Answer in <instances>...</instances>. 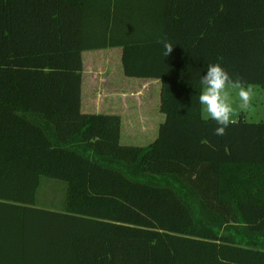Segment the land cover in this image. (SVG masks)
<instances>
[{"label": "trees", "instance_id": "16d2710c", "mask_svg": "<svg viewBox=\"0 0 264 264\" xmlns=\"http://www.w3.org/2000/svg\"><path fill=\"white\" fill-rule=\"evenodd\" d=\"M109 48L161 83L147 146L82 112L83 53ZM213 63L264 89V0H0V264H264V121L215 134Z\"/></svg>", "mask_w": 264, "mask_h": 264}, {"label": "rangeland", "instance_id": "374dc122", "mask_svg": "<svg viewBox=\"0 0 264 264\" xmlns=\"http://www.w3.org/2000/svg\"><path fill=\"white\" fill-rule=\"evenodd\" d=\"M121 48H109L105 50H91L84 52V71L86 75L87 86L92 89L91 81L95 79V93H107L108 90L117 93H126L129 97L128 101L133 102L134 106L131 114L123 115V127L121 143L127 145L147 146L152 141V126L148 127L146 134H144V102L150 107L155 101L150 98H144L145 90L150 94L156 87L154 84L144 86V81L138 79H127L123 76L121 64ZM246 86V85H245ZM248 86V85H247ZM255 92L252 107L248 111H238L234 119L237 120L243 117L249 121L264 120V89L258 85H251ZM146 93V92H145ZM234 99L235 94H234ZM238 103V100H237ZM129 104V103H128ZM161 114V113H160ZM162 115V114H161ZM203 115V114H202ZM127 118V119H126ZM134 121V123H132ZM129 122V123H128ZM157 134V133H156ZM51 179L44 178L43 186L40 190L41 201L49 202L54 198L59 205L65 198L66 183L62 181H55L59 184H53ZM64 189V191L62 190ZM50 205V204H49Z\"/></svg>", "mask_w": 264, "mask_h": 264}, {"label": "clouds", "instance_id": "9594fccd", "mask_svg": "<svg viewBox=\"0 0 264 264\" xmlns=\"http://www.w3.org/2000/svg\"><path fill=\"white\" fill-rule=\"evenodd\" d=\"M159 43L163 45V56L168 57L173 51V44L167 39H162ZM200 84L202 87L198 103L203 118L212 119L218 125L216 135L225 134L227 127L235 123L234 116L238 111H248L252 107L255 96L253 87L245 86L239 77L233 78L219 63L208 65Z\"/></svg>", "mask_w": 264, "mask_h": 264}, {"label": "crops", "instance_id": "0c3cea01", "mask_svg": "<svg viewBox=\"0 0 264 264\" xmlns=\"http://www.w3.org/2000/svg\"><path fill=\"white\" fill-rule=\"evenodd\" d=\"M121 56H122V53H121ZM123 76L127 79H138V80L144 81L145 87L149 86L150 84H154L156 86L154 88V91H152V94H150L147 89L145 90L146 93L144 92V94H146V96L144 95V98H148V99L152 98L156 104L150 107L145 102L143 104L144 105V134H146L147 130L149 131L148 127L152 126L151 141L153 142L156 140L158 136V130H159L160 124L165 120V115L160 111L161 83L159 80H155V79H140V78L126 77L124 73H123ZM93 78L95 79H92L91 81L92 89H90L87 86L86 75H85V71L83 70L82 105H81L82 112L96 113V114H101V113L119 114L122 118V125H121V137H122L123 115L125 114L127 116L128 113H129L128 115H130L131 110L135 106L133 102L130 103V101H128L129 104L127 103V100H129V97L127 96L126 93H117L115 91L111 92L110 90H108L107 93H102L100 91L95 93L94 85H95L96 77H93ZM132 123H134V121H132Z\"/></svg>", "mask_w": 264, "mask_h": 264}]
</instances>
